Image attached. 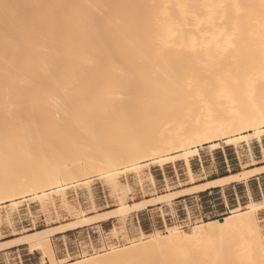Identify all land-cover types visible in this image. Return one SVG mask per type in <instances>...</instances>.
<instances>
[{"label":"bare ground","instance_id":"obj_1","mask_svg":"<svg viewBox=\"0 0 264 264\" xmlns=\"http://www.w3.org/2000/svg\"><path fill=\"white\" fill-rule=\"evenodd\" d=\"M9 5L2 16L23 32L0 18V203L83 174L113 181L115 166L190 147L198 154L193 147L233 132L248 134L228 137L226 145L247 141L251 131L256 139L264 134V0ZM25 14L29 21L20 19ZM185 154L192 185L170 198L264 172L262 164L196 183ZM166 195L116 214L156 205ZM249 207L67 264H264L255 219L262 205ZM113 210L6 239L0 249L27 244L48 256L45 264H64L55 260L49 237L108 220Z\"/></svg>","mask_w":264,"mask_h":264},{"label":"rangeland","instance_id":"obj_2","mask_svg":"<svg viewBox=\"0 0 264 264\" xmlns=\"http://www.w3.org/2000/svg\"><path fill=\"white\" fill-rule=\"evenodd\" d=\"M26 1L5 0L0 3V18L3 23L5 20L12 25V31L23 32V27L13 25L11 19H4V8L10 6L9 4L20 6ZM107 7L113 9L115 6L106 5L105 8ZM30 17L25 14L20 19L29 21ZM241 133L248 134V131L233 132L225 138H212L193 147L198 149V154L192 152L190 147L183 151L166 152L160 159L145 157L134 163L115 166L109 172L113 175V181L105 178V175L99 176L98 173L83 174L75 180L72 178L61 184H52L40 192L24 191L12 198H6L0 203V242L13 237H23L38 229L69 227L81 216H98L96 214L115 209L114 216L108 220L72 228L73 230H63L49 237L55 260L67 264L84 255L126 247L141 237H148L157 232L168 233L174 228L190 231L202 223L231 215V211L236 208L241 212L250 210L251 201L262 205L256 212L255 219L264 238V173L222 186L225 194L223 193L215 207L201 204L197 197L198 192H190L176 200L169 197L172 191L189 183V173L184 163L185 158L183 159L185 151L194 181L204 176L238 173L263 163L264 134L260 139H256L251 131L247 141L239 138L234 144L226 145V138L240 137ZM233 186L237 192L236 199L229 195ZM162 194L167 195L160 199L161 207L156 208L157 204L137 211L128 209L124 215L116 214V211L128 208L127 205L135 201ZM168 197L170 199H167ZM189 197L192 201L182 200ZM147 209L151 211L143 216V220L137 222L135 215L145 213ZM204 211H210L215 216L201 219L199 216ZM16 248L19 250L10 252ZM43 254L41 250L32 251L27 244H20L14 248L0 249V264H45L49 262V258L42 257Z\"/></svg>","mask_w":264,"mask_h":264},{"label":"crops","instance_id":"obj_3","mask_svg":"<svg viewBox=\"0 0 264 264\" xmlns=\"http://www.w3.org/2000/svg\"><path fill=\"white\" fill-rule=\"evenodd\" d=\"M250 152H251V150H250ZM209 159H206V161H208ZM262 164H264V162L263 163H260V164H255V165H253V166H250V167H248V168H246V170L247 169H251V168H253V167H255V166H259V165H262ZM239 173V172H238ZM264 173V172H263ZM230 174H232V173H229V174H227V175H223V174H217V175H213V176H210V177H206V176H204L203 178H201V179H198V180H196L195 182L196 183H203V182H205V181H211V180H216V179H219V178H221V177H224V176H228V175H230ZM259 174H261V173H259ZM237 182V181H236ZM236 182H231V183H229V184H225V185H230V184H233V183H236ZM190 183H187L184 187H186V186H188V187H190V185H192V184H190ZM225 185H223V186H225ZM222 186H220V187H216V186H214V187H212V188H208L207 190H205V191H199L198 193H201V194H198L197 193V197H202V198H204V197H210V196H212L214 193H216L217 191H222V192H224V189L223 188H221ZM232 192H230L229 193V195H233L234 197H232V199H236V197H237V192L235 191V187L233 186L232 188ZM177 190V189H176ZM176 190H174V191H176ZM227 191V190H226ZM225 194V193H224ZM181 197V196H180ZM182 197H185V196H182ZM178 197H176V198H174L173 200H176ZM190 198L191 197H189V198H182V200L183 201H185V200H187L188 202H190V201H192V200H190ZM141 200V199H140ZM174 202H176V201H174ZM206 204V206H209V202H207V203H205ZM157 205V204H156ZM211 206V205H210ZM158 207H161L160 205H159V203H158V206L156 207V208H158ZM147 208V207H146ZM148 211H146L145 213H140V214H136L135 215V218H136V221L137 222H140V220H143L144 219V215L146 214V215H148L147 214V212L149 213V211H151V209H147ZM139 230H141V228L139 227ZM142 231V230H141ZM11 248H14V246L13 247H11ZM16 250H19V248H16L15 250H11L10 252H12V253H14ZM8 253V252H7Z\"/></svg>","mask_w":264,"mask_h":264},{"label":"built area","instance_id":"obj_4","mask_svg":"<svg viewBox=\"0 0 264 264\" xmlns=\"http://www.w3.org/2000/svg\"><path fill=\"white\" fill-rule=\"evenodd\" d=\"M223 193L222 191H217L216 193H214L212 196L210 197H199V201L201 204H205L207 202L210 203L211 207H215L216 205L219 204V200L221 199V197L223 196ZM215 215L213 213H211L210 211H204L202 214H200V218L203 219H208L210 217H214Z\"/></svg>","mask_w":264,"mask_h":264}]
</instances>
